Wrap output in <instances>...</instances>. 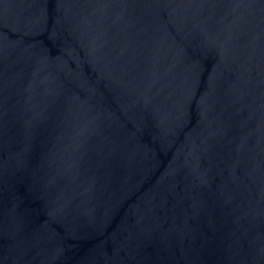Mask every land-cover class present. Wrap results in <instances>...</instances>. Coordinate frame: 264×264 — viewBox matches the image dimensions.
Instances as JSON below:
<instances>
[{
	"label": "water",
	"instance_id": "1",
	"mask_svg": "<svg viewBox=\"0 0 264 264\" xmlns=\"http://www.w3.org/2000/svg\"><path fill=\"white\" fill-rule=\"evenodd\" d=\"M0 264H264V0H0Z\"/></svg>",
	"mask_w": 264,
	"mask_h": 264
}]
</instances>
